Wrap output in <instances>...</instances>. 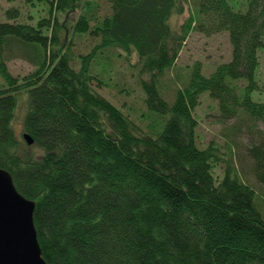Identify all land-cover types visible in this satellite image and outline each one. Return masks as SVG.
Here are the masks:
<instances>
[{"label":"trees","instance_id":"obj_1","mask_svg":"<svg viewBox=\"0 0 264 264\" xmlns=\"http://www.w3.org/2000/svg\"><path fill=\"white\" fill-rule=\"evenodd\" d=\"M20 1L32 11L25 22L18 8L0 21V168L35 203L45 262L264 264V196L243 182L229 146L198 148L194 117L208 93L220 121L244 114L264 128V103L251 98L264 0L194 1L174 30L189 0H106L104 10L98 0ZM193 31L227 32L230 60L208 76L196 62L187 82L165 80ZM119 49L138 58L145 129L97 90V68ZM17 57L35 68L20 79L7 66ZM177 80L163 98L160 83ZM246 154L264 191V136Z\"/></svg>","mask_w":264,"mask_h":264},{"label":"rangeland","instance_id":"obj_2","mask_svg":"<svg viewBox=\"0 0 264 264\" xmlns=\"http://www.w3.org/2000/svg\"><path fill=\"white\" fill-rule=\"evenodd\" d=\"M194 1L198 0H189L186 5L184 4L183 14H174L172 16L170 24L173 30L188 18L189 12L194 8ZM98 2L102 10L106 9V0H98ZM9 8H18L21 11L19 21L23 22L32 13L20 0L12 3L0 0V21H6L4 12ZM78 14L79 11L72 16L76 17ZM30 23L33 24L35 21H30ZM84 44H86L84 39L77 40L75 52L85 51ZM116 51L118 53L115 55L114 53L109 55L110 57L112 56L111 62L107 60L97 68L99 72H102L105 82V85L103 84L97 90L115 105L120 107L124 104V110L130 114L132 120L137 121L145 129L149 120L142 117V114L147 116V112L143 104V93L136 78L138 77V67H134V63L138 60L137 55L131 53L129 57L126 52L120 49ZM259 55L261 65L256 74L259 88L251 92V98L256 102L264 103V49L261 50ZM230 57L231 45L227 32L206 36L193 31L179 54L176 64L173 65L174 67L165 75L164 79L167 80L170 77L177 78L179 76L187 82L193 69L192 64L196 62H199L203 68L201 71L202 75L208 76L220 63L228 62ZM7 66L9 73L19 79L35 69L28 59L22 57L11 59ZM183 82L177 80V82L169 84V86L160 83L158 87H160L163 98H165V92L167 98H172L171 96H173L176 86L181 87ZM218 115L217 102L212 100L208 93L202 94L199 104L194 110V117L198 122L196 128V144L198 148L206 147L211 141L219 145L223 152L226 151L224 147L229 146L233 162L238 167L243 182L253 187L259 196H264L261 184L252 174V161L246 156V148L251 143H256L263 138V126L261 123L253 122L244 114H239L237 118L226 121H220ZM16 131L17 133L20 132L18 125L16 126ZM215 168V173L220 174L221 166L219 165Z\"/></svg>","mask_w":264,"mask_h":264},{"label":"water","instance_id":"obj_3","mask_svg":"<svg viewBox=\"0 0 264 264\" xmlns=\"http://www.w3.org/2000/svg\"><path fill=\"white\" fill-rule=\"evenodd\" d=\"M27 146L33 144L23 134ZM35 203L14 187L11 175L0 168V264H47L33 223Z\"/></svg>","mask_w":264,"mask_h":264}]
</instances>
